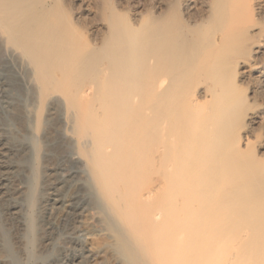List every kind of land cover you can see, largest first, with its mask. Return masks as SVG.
Instances as JSON below:
<instances>
[{"label":"rangeland","instance_id":"1","mask_svg":"<svg viewBox=\"0 0 264 264\" xmlns=\"http://www.w3.org/2000/svg\"><path fill=\"white\" fill-rule=\"evenodd\" d=\"M108 1L97 0L96 3V0H56L54 13L57 14L55 16L58 20L61 14L65 16V18L63 16V20H60L67 24L63 25L61 22V25L63 27L65 26L64 30H68L67 33L70 31L69 35L74 39L75 35L78 34L76 37L77 41L79 39V42L81 40L80 43L84 44V40L89 42L91 37L96 32H99V30L101 33L106 32V29L101 27L102 4L108 2L114 7V10L117 8L116 12L119 11V14L123 12L122 14L125 13V15L130 14L127 7L128 3L146 4L147 9L145 10L150 11V13L144 11L151 18L157 17L154 22H151L152 25L150 24L152 29L167 38L166 44H162L159 40L150 44L146 54L147 60L145 59L144 69H142L141 73L142 86L140 85L141 90L138 93L140 103L138 113H140L137 116H139V121L144 126L139 122L141 127L144 130H147L148 126L152 127V129H149L152 131L149 133L146 132V134L148 133L147 135L144 133L142 153L144 157L147 155V159H145L148 163L143 162V164L146 163L144 167L148 166V169L141 175L142 178L140 177V183H142L139 185L140 188L138 189L139 192L137 195L145 192L149 186H157L159 184V181L162 179V170H160L159 165H156L158 163L156 160L161 161V159H165V162L168 161L170 163L169 172L172 173L171 177L175 181L171 180L172 183L174 182L173 185L177 182V184L184 183V186H187L189 182H185V177L187 175L193 177V180L191 179L193 184L190 181V187L187 186L189 189L192 186L193 189H188L189 192H187L188 190L186 191L192 198L187 199H190L187 202L189 204L188 206L186 203H183L182 195L177 193L179 191H174L176 194L172 193L170 196L171 199L174 198V202L169 201L171 204L170 209L173 206L175 208V210L172 209L174 213L171 214V219H174L173 222L171 220L170 226L175 229V226L172 224H174L176 219L177 222L180 221L178 219V215L180 214L179 209L186 205L188 211L189 208L191 211L188 214L190 219L188 218L186 220L189 226L192 224L191 229H193V225L195 226L201 222L200 217L206 218L204 221H209V229L205 233L204 238H207V241H205L209 242L210 245H208L212 252H215L213 249L216 248L217 258L221 264H264V78H261L254 69V66L257 67L264 63V34H262L264 33V0H137L136 2L135 0H125L126 3L124 0ZM111 1L113 3H110ZM164 1L165 4L163 5L167 6L165 8L162 7L163 10L161 6ZM58 4L61 9L60 7L58 8ZM118 5L120 6L119 8L117 7ZM123 6L126 7L124 8ZM92 7H96V12ZM160 17L162 18L160 19ZM157 19H160L158 21L162 23L160 22L158 24ZM156 21L157 23H155ZM91 27L92 29L90 31ZM81 34L82 36H80ZM0 58L3 60L2 54ZM257 61L259 62L257 63ZM1 66L2 63L0 65V71H2L0 72V138L3 139L6 135L4 139H8L11 142L13 140V143L18 147L20 145L24 146L23 143L28 144L31 136V133H29L31 132L29 131V118L27 117L29 111L32 109V104L29 101L30 98L27 95V90L25 87H22V81L18 80L21 82V85H19L17 81L12 82L6 76L5 78L3 73H6V70L4 71L5 67ZM256 76L259 77L258 79L260 81ZM160 78L163 79V83L161 86H157V81ZM3 81L6 82L4 83ZM85 81L87 80L82 81V86ZM5 84H7L6 87L8 84L15 86L5 88ZM82 86L80 83V87ZM19 87L23 89L20 91ZM76 92H78L77 88H73V94L78 96ZM8 99L10 100L8 101ZM6 101L9 105L6 104ZM91 102H88L86 106L92 104ZM94 102L90 106L94 110H99V104H96L98 102ZM2 103L4 104L2 105ZM20 103L22 104L20 105ZM20 106H23L21 107L22 110ZM75 109L77 108L75 107L74 111ZM80 110L82 111L83 109L79 108V110H76V114H80ZM45 111L47 112V110ZM10 112L13 114H10ZM60 112L62 110L56 114L58 115ZM63 112L58 117L56 116V121H60H57L58 126L60 125L61 127H59L63 129L57 127V133L58 135L60 134V138L63 137L62 139L69 135V131L67 130L68 126H66L65 109ZM18 116H21L23 119L21 117L17 118ZM12 118L18 120L14 122ZM22 124H25V126H22ZM146 125L147 128H145ZM43 128H40L38 132L40 136L42 135L41 130L44 131ZM2 129L6 130L2 131ZM149 134L153 137L150 138L151 135ZM22 135L23 137L20 138ZM39 141V155L35 160L39 179L36 180L34 186V189H36L35 200L37 203L35 201L33 202V209L26 200L27 192L30 189V180L28 179L30 171L28 172L27 170L29 169L26 167L31 165V155L22 158L17 150L15 153L5 151L4 158H1L6 166L7 164L8 166L12 164L19 165L17 170H15L16 168H11L12 170L8 168L11 170V175H9L10 170H6L7 167L3 168L0 166V170L4 169V171L1 170L3 173L0 171V264H13L9 254L6 252L7 243L16 252L15 254L20 260H25V251L31 249L30 253L33 257L31 256L32 258L29 259V264H79L78 261L82 259L80 258L81 254L82 256L83 254L84 256L86 255L83 251L85 247H93L95 250L93 253L84 257L82 264H119L120 262V264H125L123 263L125 261L120 255L117 245H115V239L112 236L109 237L107 231L101 230L96 226V221H93L95 219L94 217L99 214L97 212L98 209L92 207L91 204H86L83 199L84 196H80L81 193L78 197L74 198L76 200L72 203V207H81V204L83 205L81 207L82 212L78 217L74 216L75 214H65L64 211L67 209V202L62 203L63 205L61 203H59L60 205H55L50 202V198L56 190L58 191L55 193L58 192L63 195L64 201L72 195L70 194L73 193L71 191L76 192L74 184H63L68 179L65 178L68 177V172L74 170V168L72 166L70 168L69 166V169L65 170H68L67 172L63 171L62 173V170L59 171V158L62 157V154L64 155L68 148H64L63 153L60 150L59 154H57L59 147L55 149L52 147L50 141L44 142L43 139ZM47 144L51 146L49 149L47 148ZM45 149L48 151H45ZM48 152L54 154L51 155ZM43 155H46V157L48 155L51 156L44 158ZM152 157L155 159L154 168L152 167L153 164H150L153 163ZM47 161L48 163H46ZM40 165H42V168ZM20 166L24 169L23 171L19 168ZM188 167H190V171L194 172L191 173L188 171ZM44 168L47 171H44ZM56 168L57 170H54ZM156 169L158 171L160 170L159 172L161 173L158 174ZM183 169H187V172ZM49 170L50 172L54 171L56 173L53 172L52 174ZM46 172L49 175L51 174V177ZM188 172L193 174V176ZM185 173L188 174L186 175ZM1 174L4 176L2 177ZM184 175L186 176L184 177ZM190 177L188 178L190 179ZM178 178H181V181ZM5 182L11 184L6 186L7 183ZM59 183L62 184V188H60L61 185ZM67 186L69 187L67 188ZM172 196L174 197L172 198ZM195 197L197 198L195 199ZM161 203L162 206L160 205ZM65 204L66 206H64ZM160 204L157 205L159 209L162 207L160 210L157 207L160 212L156 210L158 212L157 220L163 217V208L165 207L163 202H160ZM91 213L93 214L92 216ZM30 216L34 218L35 222V228L32 234L28 233V229H26L27 220ZM57 217H59L58 220ZM193 220L196 224H194ZM190 221L193 223H190ZM89 223H91V226L93 225L91 229V226L88 225ZM180 228L184 229V227H179L178 230H171L170 228V231H175L173 235L177 232L176 238L182 237L179 233L182 231ZM51 230L53 231L50 232ZM42 232H44V235ZM143 233L146 238L151 236V231L148 228H145ZM106 235L109 237L106 238L107 240L105 239L107 237ZM4 239L7 240L6 243ZM41 239L44 241L43 243H40L42 241ZM112 242L113 244H111ZM114 258L117 263H115ZM162 263L163 261H159L156 264Z\"/></svg>","mask_w":264,"mask_h":264},{"label":"bare ground","instance_id":"2","mask_svg":"<svg viewBox=\"0 0 264 264\" xmlns=\"http://www.w3.org/2000/svg\"><path fill=\"white\" fill-rule=\"evenodd\" d=\"M136 1L137 0H135V2ZM108 2L102 4L103 9H102V12L100 11L102 15L101 27L106 29V32L101 33L100 30L99 32H96L95 30L96 34H94L93 36L91 35L92 37L90 41L86 42L83 39L84 44H82L80 43L81 40L79 42V39L78 41L76 39L78 34L75 35V39H76L75 40L69 35L70 31L67 33L68 30L66 31L64 30L65 26L63 27L61 25L62 21H60V20H63L64 15L62 16L61 14L62 18L60 17L61 19L59 18V20L56 18L57 14L54 13L56 0H0V57H1V54L3 56V60L0 58V65L2 63V66L5 67L4 71L6 70V73H3L4 77L6 76L7 79L9 80L11 79L12 82L17 81L19 85H21L20 84L21 82H19L18 80L22 81L24 85V86L22 85V87H25V89L27 90V93H28L27 95H29V98H30L29 101L32 104V109L29 111L28 117L26 116L27 118H29V122H28L30 125L29 131H31L29 132L31 133L29 143L28 144L23 143L24 146L20 145V147H18L16 144L13 143V140L11 142L8 139H4L6 138V135L3 139L0 138V166L3 168L7 167L6 170L8 168L10 169L16 168L15 170L18 169L19 164L18 165L12 164L10 166H8V164L7 166L5 165V162L2 160L4 158L3 156H4L5 151L15 153V151L17 150L20 153L18 154L22 158H25L31 155L30 156V158L32 159V162L30 161L31 165L26 167L27 169H29L27 171L28 172L30 171V174H28V179L30 180V183H29L30 189L27 192L26 200L29 206L32 207L34 201L35 203H37L35 200L36 199V192H35L36 189H34L35 188L34 186L36 184V180L39 179L37 175V171H38L36 167L37 164L35 165V160L37 159V156L39 155L38 145L42 143L39 140L43 139L44 142L50 141L52 147H54L55 149L59 147V149H57L58 153L56 152L57 154H59L60 150H62V153H63L64 148H68L67 151L64 153V155L61 153L62 154L61 158L58 157L60 159L58 166L60 168L59 171L62 170L61 171L62 173L63 171L67 172L68 170L67 171L65 170L69 169L68 168L69 166L70 168L71 166L74 168V170L68 172L69 173L68 177H65L68 179H66L63 182V184L65 185L74 184L76 187V190L75 189L74 190L76 192L71 191L73 192V193H70L72 195L68 197L69 199L64 201L62 197L63 195H61L58 192L55 193L56 191H58L56 190L53 196L50 198V202H52L55 205L59 203L64 204V202L65 203L67 202L66 203L67 209L66 211H64L65 214L67 215L75 214L74 216L78 217L80 216L82 212L81 207L83 205L81 204V207H72V203H74V201L76 200L74 198L78 197V195L81 193L80 196H84L83 199L85 200L86 204L87 203L88 205L91 204L92 207H96L98 209L97 212L99 214L96 215V217H94L95 218L94 220L93 219L92 220L94 222L96 221V224H97L96 226H98L101 230H106L109 237L112 236L115 239L116 241L115 245H117L120 255L125 261L123 263L125 264H156L159 261H163L162 264H221L219 259L217 258L218 254L216 253V248L214 249L211 248L215 250V252H212V250H210L209 248L210 247L209 242H206L207 238H204L205 233L208 232L207 230L209 229V226H208L209 221L208 222L206 220L204 221V219L206 218L200 217L199 219L201 222L196 224L193 220L194 224H196L195 226L193 225V229H191L192 224H190L191 226H189L188 225L189 223L186 221L189 218L188 214H190L191 212L190 208H189V211L187 208V206L189 205L187 202H189L190 200V199L189 200L187 199L191 197L189 193H186V191L189 189L188 187H190L189 185L190 181L193 184L192 182L193 177H190L187 174L190 172L191 173L194 172V171H190V167H188L189 168L188 171L190 172H188L187 174L185 173L188 177H190V179L186 175H184V177L186 176L185 179L182 178L186 180L185 182L187 181L189 182L187 185L188 187L184 186L185 185L184 183L177 184V182L175 185H173L175 181L171 177L172 173L169 172L170 163H168V161L165 162L164 161L165 159L164 160L161 159L162 162L159 160L158 161L156 160V162H158L156 165H159L161 168L160 170H162V179L160 178L161 180L159 181V184H157V186L151 185L145 190V192H141L139 193V195H137L139 192L138 189L140 188L139 185L142 183V182L140 183V177L148 169L147 168L148 166L147 167L145 166L146 168L144 167V165L148 163L146 160L147 155L144 157L142 153V149L144 145V133L146 134V132L149 133L152 131V130H149L150 128L152 129V127H149V126L147 130L145 129L146 130L145 131L143 128L144 126L139 121V118H138L139 116H137L140 113V112L138 113L139 104H140L138 93L141 90L140 87L142 86L141 73H142V69H144L143 65L145 64V59L147 60L146 54H147V49L149 48L150 44L157 40H159L162 44H166L167 38L165 36L160 35L159 32L154 31V29H152L151 22L152 21L154 22V20H156L157 17L151 18V16H149L148 13L145 12V11H148V10H145L147 9L146 4L128 3L127 7L129 10L128 12H130V14L128 13V15H125V13L122 14L123 12H121L123 9L120 11L121 14H119V11L116 12L117 8L114 10V7L111 6V4H109ZM96 3H97V0H96ZM110 3H113V2L111 1ZM125 3L123 4L126 5ZM163 4H165V1L162 2L161 8L162 7L165 8V6H167V5L164 6ZM59 7L60 5L58 4V8ZM117 7L119 8L120 6L118 5ZM95 8L96 7H92L94 11H95ZM161 8H160V11H161ZM73 11H76V10H73ZM148 12L150 13V11ZM161 18L162 17H160V19ZM160 19H157V21ZM189 20H192V19H189ZM157 21L155 23H157ZM160 22L158 21V24ZM192 22H189V23H192ZM62 24L67 25L66 23H64V21L62 22ZM158 24L156 25L158 26ZM91 29L92 27L90 28V31ZM71 30L73 29L71 28ZM80 36H82V34ZM80 39H82V37H80ZM148 55H149V51H148ZM258 62L259 61H257V63ZM254 69L261 78H264V63H262L260 66H257V67L254 66ZM258 78L259 77H257V79ZM83 80H87V81H85L84 85L82 86ZM3 82L5 83L6 81H3ZM80 83L82 87H80ZM162 83H163V79L160 78L157 81L156 85L161 86ZM1 84H2V81H1ZM6 85L7 84H5V88L10 86L8 84V86L6 87ZM73 88L74 89L77 88L78 92L76 93H78V96L73 94ZM23 92H22V95L24 96ZM10 99H8V101ZM94 101L98 102L96 104H99L98 105L99 110H94V108L90 106L95 103ZM88 102L89 103L91 102L92 104H90L89 106H86ZM3 104L4 103H2V105ZM6 104H8V102ZM21 104L22 103H20V105ZM21 107L23 106H20V109ZM75 107L77 108L75 109V111L79 110V108L83 109L82 111L80 110L81 111L80 114H76V112L74 111ZM64 109L66 113V116H65L66 126H68V129L67 128L66 129L69 131L68 132L69 135L66 138L62 139L63 137L61 136L62 138H60L59 137L60 134L58 135L57 133V127H59L60 125L58 126L57 124V121L59 120L56 121L57 119L56 116L58 117V115L62 113ZM10 110L12 109L10 108ZM45 110H47V112ZM61 110L62 112H60L57 115L56 113H58ZM11 113L12 112H10V114ZM14 114L16 115V113ZM54 116H55V119H54ZM20 117L21 116H18L17 118H20ZM13 120L15 122L16 119H13ZM139 122L143 127H141ZM147 125L145 128H147ZM22 126H25V124H22ZM42 127H44L43 128L44 131L41 130L42 135L40 136L38 132L40 131V128ZM60 127L59 129H62ZM5 130L2 129V131H5ZM3 133H6V132H3ZM23 135L20 138H22ZM151 137L153 136L151 135L150 138ZM47 146H48L47 147L48 149L49 147H51L48 144ZM45 151H48V150L45 149ZM48 153L51 154V152H48ZM51 155H48V156L50 157ZM45 157L46 155L44 156V158ZM152 161L153 163H150V164H153L152 165L153 167L155 166L154 157H152ZM143 162H146V163L143 164ZM46 163H48V161ZM40 166L42 168V165ZM21 167L22 166H20L19 168L22 169L23 171L24 169ZM156 168H158V166H156ZM158 169H156V171L159 174L161 172H159L160 170L158 171ZM1 170L4 171V169H1ZM11 170H10L9 175H11ZM54 170H57V168ZM3 171H1V173H3ZM44 171H47V169H45ZM44 171L43 173H45ZM184 171L187 172V169ZM53 172H50V173L53 174ZM43 173L41 172V174ZM3 176L4 175H2V177ZM191 176H193V174H191ZM194 177L196 178V176ZM9 179H10V176H9ZM23 179L26 181L25 178ZM178 179L181 181V178H178ZM171 180L174 182L172 183ZM179 180L177 181L179 182ZM184 180L182 181L184 182ZM194 182H195V179H194ZM8 184L9 183H7L6 186ZM60 185L61 187L60 186L59 187L62 188V184ZM2 186H5V185H2ZM68 187L69 186H67V188ZM190 189H193V187L191 186ZM189 190L187 192H189ZM174 191L176 192L179 191L177 193L182 195L180 196L183 199V203L187 204V206L184 205L185 207L182 206L179 209L180 214L176 213V214H179L178 219L180 221L178 220L179 222H177V219H176L177 216H176L175 217L176 220L174 224H172L175 226V229L176 227L178 228L184 227V229L180 228L182 230L181 232H179L182 235L181 238H178V237L176 238L177 232L174 233L175 235L174 236L173 232L175 231H170V228L171 230H175L172 226H170L171 220L173 222V219H174V218L171 219V216H172L171 214L174 213L173 210H175L174 206L173 207L171 206L172 208L170 209V205H171L170 202L171 201L174 202L173 201L174 196H172L173 199H171L170 196L172 193L176 194L174 193ZM196 198L197 197H195V199ZM160 202H163L165 207L163 208L164 209L163 217L161 216L162 218L160 220H157L156 218H158L157 216L158 212H156V210L159 209V206L157 205H159ZM66 204L64 206H66ZM160 205L162 206V203ZM161 208L162 207H160V209ZM169 210H171L172 212ZM50 211L52 210L50 209ZM59 212L61 213V211ZM176 212H177V209H176ZM92 215L93 214L91 213V216ZM47 217H50V216H47ZM58 218L59 217H57V220ZM191 221L190 223H193ZM91 223H89L88 225H90ZM92 226L90 227V229L92 228ZM26 227H27L26 229H28V233L32 234L35 228V222L32 216L28 218ZM145 228H148L149 231H151V236L148 238H146L143 233ZM178 228L176 230H178ZM52 231L53 230H51L50 232ZM43 233L44 232H42V234ZM108 236L107 237L104 236L105 239L109 238ZM47 240L46 242L48 243ZM6 241L7 240H5V243ZM25 241L23 242L25 243ZM43 242L44 241L42 240L40 243H43ZM29 243H30V240H29ZM111 244H113V242ZM26 247H29V246H26ZM30 250L25 251L26 252V256L24 255V257H26L25 260H20L16 256L15 254L16 252L13 251L11 246H8V243L6 245V252L9 254L13 264H29L28 262L29 259L33 257V255L30 253ZM94 250L95 249L93 247H85L83 251L85 252L86 255H88V254L93 253ZM86 255L84 256L83 254L82 256L81 254L80 258L82 259L78 261L79 264L83 263L84 257H86ZM115 258H114L115 263H117Z\"/></svg>","mask_w":264,"mask_h":264}]
</instances>
